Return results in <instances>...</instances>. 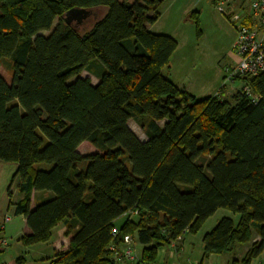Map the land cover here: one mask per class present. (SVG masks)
<instances>
[{"label":"trees","instance_id":"16d2710c","mask_svg":"<svg viewBox=\"0 0 264 264\" xmlns=\"http://www.w3.org/2000/svg\"><path fill=\"white\" fill-rule=\"evenodd\" d=\"M164 1L0 0V62L13 69L10 83L0 73V159L18 165L22 197L10 205L25 216L22 244L66 225L50 264H121L110 246L128 234L137 263L152 264L219 208L239 220L204 234L205 257L251 242L252 227L258 239L232 263L264 250V73L244 81L258 102L177 86L162 72L177 42L149 29ZM86 141L98 152L82 154ZM34 192L44 196L32 206Z\"/></svg>","mask_w":264,"mask_h":264},{"label":"rangeland","instance_id":"374dc122","mask_svg":"<svg viewBox=\"0 0 264 264\" xmlns=\"http://www.w3.org/2000/svg\"><path fill=\"white\" fill-rule=\"evenodd\" d=\"M249 2L250 0H232L226 7L231 10L239 3L248 7ZM163 3L158 9L162 15L156 24V30L161 28V32H168L177 42V47L170 59V70L174 80L180 88L195 94L197 98H205L216 92L225 91L228 99H231L230 94L234 92V86L236 88L241 86L240 80H236L233 84L231 81L224 83L225 67L235 60L232 48L236 31L232 20L227 17L226 12L222 13L217 9L214 0H166ZM193 13H196V16H191ZM43 33L48 34L49 31ZM0 73L8 83L11 82L13 69L9 58L1 60ZM81 77H90L92 83L98 82V77L88 71H83ZM224 84L226 88H223ZM129 125L139 138L146 140L144 130L136 120L131 119ZM79 151L84 155L98 152L97 148L88 141L80 145ZM223 217L231 218L235 224L239 220L238 213L227 208H219L205 220L198 235H203L205 231L214 228ZM252 234L253 240L249 242L250 246L258 239V233L254 227H252ZM54 235L56 239L57 230ZM185 236L188 238L190 234L187 233ZM136 246L140 255L141 245L137 243ZM242 246L244 245H240ZM63 249L59 245L56 252ZM168 263L179 264L176 257L170 258Z\"/></svg>","mask_w":264,"mask_h":264},{"label":"crops","instance_id":"0c3cea01","mask_svg":"<svg viewBox=\"0 0 264 264\" xmlns=\"http://www.w3.org/2000/svg\"><path fill=\"white\" fill-rule=\"evenodd\" d=\"M164 2H166V0ZM161 15L162 12L160 13L158 20L149 26V29L155 33L168 34V32L165 31L161 32V28L156 30V24L159 22ZM162 72L179 86L172 76L170 64L169 67L163 68ZM236 80H240L241 86L238 88L234 86L235 90L230 94L231 96H233L244 85L243 80ZM236 80L231 81L232 84L236 82ZM97 83L94 82L93 84ZM223 88H226V85H223ZM216 94L217 92L214 95ZM221 95L228 98V94L226 95L225 91H222ZM17 168L18 165L16 163L6 162L0 159V222L6 215H11V220L6 224L4 229L0 230V258L3 261V264H50L55 257L59 245L62 248L67 246L69 236H65L66 225L61 222L53 228L52 236L47 242H40L29 246L22 244L21 237L24 234H27L29 229L26 225L25 216L23 214H15L14 206L10 205V202H15L22 197V193L18 190V179L15 178ZM43 196L44 193L34 192L32 195V206H34ZM122 220L123 218L120 217L116 220V223H120ZM56 230L57 237L55 239L54 234ZM200 230L201 228L194 235L193 233H188L190 234V237L188 238L185 236L186 233L181 240L176 242L175 247H172L170 243L160 246L157 249L156 258L152 264H169V259L173 257H176L179 264H230L233 260H240L250 248L249 243H247L242 247H236L232 252L220 255L213 254L205 257L203 237L209 230L205 231L203 235L201 234L202 236L198 235ZM2 239L7 240V244L4 246L1 245ZM263 252L256 258H253L250 264H264Z\"/></svg>","mask_w":264,"mask_h":264},{"label":"built area","instance_id":"2783aa9c","mask_svg":"<svg viewBox=\"0 0 264 264\" xmlns=\"http://www.w3.org/2000/svg\"><path fill=\"white\" fill-rule=\"evenodd\" d=\"M232 0H215L217 9L222 13H227V17L232 20L236 30V38L233 44L235 62L225 67L224 83L241 79L247 81L252 77L264 73V0H250L248 7L239 3L236 7L228 10L226 6ZM225 85V84H224ZM242 91L253 102H258L260 97L253 93L251 87L244 82ZM221 91L216 95H221ZM137 210L131 214L136 215ZM11 220V215H6L0 222V230L4 229L6 224ZM188 231L185 230L176 239L170 242L175 247L176 242L181 240ZM118 231L114 230L113 235L117 236ZM7 240L2 239L1 245H6ZM136 240L129 235H125L123 241L110 246L113 256L121 264L137 263L139 253L137 251ZM0 264L3 261L0 258ZM233 264V263H230Z\"/></svg>","mask_w":264,"mask_h":264},{"label":"water","instance_id":"95a60500","mask_svg":"<svg viewBox=\"0 0 264 264\" xmlns=\"http://www.w3.org/2000/svg\"><path fill=\"white\" fill-rule=\"evenodd\" d=\"M72 11H73V10H72ZM72 11L69 13L68 17H70V16H71V15H70L71 13H72V14H77V15H79V14H80V13H79V11H77V12H72Z\"/></svg>","mask_w":264,"mask_h":264}]
</instances>
